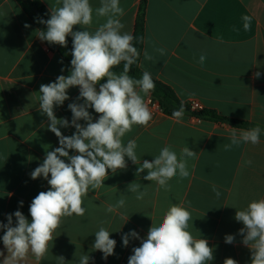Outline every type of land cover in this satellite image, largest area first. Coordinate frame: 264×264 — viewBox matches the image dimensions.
I'll return each instance as SVG.
<instances>
[{
	"label": "crops",
	"instance_id": "1",
	"mask_svg": "<svg viewBox=\"0 0 264 264\" xmlns=\"http://www.w3.org/2000/svg\"><path fill=\"white\" fill-rule=\"evenodd\" d=\"M40 1L49 10L57 6V0ZM100 2L90 0L93 9ZM143 3L146 21L141 69L170 86L182 102L197 101L205 109L249 126L235 127L189 115L177 122L161 110L155 112L147 127L134 125L122 138L123 143L137 141L141 163L154 160L165 146H171L178 157L188 146L197 153L188 159L190 175L184 179L175 176L167 189L159 188L155 181L143 179L147 170L136 175L139 166L126 157V169L116 173L108 170L104 186L89 189L82 205L84 216L62 218L45 257L37 261L29 253L22 264H58L59 256L66 264H79L82 254L90 256L89 264H128L140 240L130 238L125 247L122 236L135 230L141 238L146 237L153 221L159 223L173 204L188 208L192 216L188 230L213 248L214 259L209 264H224L226 258L251 264V251L239 235L243 224L235 220V213L250 201L264 198V0H120L125 13L120 18L123 32L134 35ZM245 15L251 18L248 31L243 27ZM103 22L104 18L94 14L88 30L94 31ZM26 23L29 28L24 27ZM82 27L74 26V31ZM38 34L20 1L0 0V222L5 224L7 215L17 210L31 220L32 200L50 186L43 177L33 180L30 174L43 162L46 151L59 146L58 138L47 128V117L39 111V89L61 74L68 75L71 65L59 52H51ZM158 48L165 49V54L157 52ZM145 50L152 60L145 59ZM201 54L206 56L203 65L199 63ZM257 71L259 78L254 77ZM68 95L70 99L54 113L70 122L68 104L79 95V88H70ZM149 98L150 93L144 97L146 103ZM89 111L98 118L93 109ZM256 126L261 128L258 144L241 143L225 151L233 128L239 134ZM60 130L65 136L75 132L73 127ZM133 182L146 191L142 200L128 192ZM213 186L220 192L219 198ZM122 197L125 205L107 212L108 206ZM100 227L117 242L114 255L106 260L101 251L92 249ZM3 234L0 229V238ZM226 235H234L232 244L225 243ZM0 251L7 255L2 239ZM2 260L0 257V264Z\"/></svg>",
	"mask_w": 264,
	"mask_h": 264
},
{
	"label": "clouds",
	"instance_id": "2",
	"mask_svg": "<svg viewBox=\"0 0 264 264\" xmlns=\"http://www.w3.org/2000/svg\"><path fill=\"white\" fill-rule=\"evenodd\" d=\"M49 11L47 20L37 18L38 23L46 25V30L38 29L39 39L66 48V38H72L69 74H61L54 82L41 84L39 89V111L47 117V128L58 138L59 146L46 151L43 162L30 174L33 180L43 177L50 186L32 200L29 207L31 220L17 210L7 215L6 224L0 222V229L4 230L0 239L7 250L6 256L4 251H0L2 264H22L29 253L37 261L42 260L62 218L73 214L84 216V197L89 194V189L104 186L108 170L112 173L124 170L127 160H130L139 166L136 175L147 170L144 180L155 181L159 188L167 189L173 177L184 179L190 175L188 159L197 155L185 146L178 157L171 146H165L154 160L141 163L136 153L137 141L130 139L126 145L122 141L134 125L147 127L152 120V112L144 97L154 90L155 82L148 71H144L139 79L129 75L130 67L137 62L140 53L133 44L135 37L122 31L124 24L120 18L125 13L120 0H101L95 9L90 0H57V6L50 7ZM94 14L98 19L104 18V22L94 31H89ZM242 19L244 30L248 31L251 18L245 15ZM77 25L83 26V30L74 31ZM24 27L29 28L30 25L26 23ZM156 51L164 55L166 50L158 48ZM144 57L153 59L147 50ZM205 59L206 56L201 54L199 63L203 65ZM122 62L123 71H112ZM64 71L62 68L61 72ZM260 75L259 71L254 73L255 78ZM105 78L106 82H101ZM73 87L79 88V95L68 104L71 121L58 119L54 109L70 99L68 90ZM89 109L99 114L98 118H94ZM183 115V105L172 113L177 122ZM68 127H73L75 132L65 136L60 129ZM260 135L259 126L240 130L239 134L233 128L231 143L225 144L224 149L229 151L241 143L258 144ZM70 151L73 154L70 155ZM246 163L251 164V160ZM140 188V184L133 182L127 190L135 193L137 200H142L147 193ZM212 190L219 198L218 189L213 186ZM19 203L23 205V201ZM124 205L122 197L115 205H109L107 212H114ZM191 220L188 208L173 204L159 223L152 220L146 237L141 238L135 230L124 234L122 242L125 247L129 245L130 238L140 240V246L132 249L128 264H209L214 259L213 248L206 239H197L191 234L188 230ZM235 220L243 224L239 235L243 237V245L251 251V264H264V198L250 201L243 209H236ZM234 240V235L225 236V243L232 244ZM116 243L110 238V232L100 227L95 233L92 249L101 251L106 260L114 255ZM57 260L58 264H66L63 256ZM89 261L88 254L79 256V264H89ZM224 264L238 262L226 258Z\"/></svg>",
	"mask_w": 264,
	"mask_h": 264
},
{
	"label": "trees",
	"instance_id": "3",
	"mask_svg": "<svg viewBox=\"0 0 264 264\" xmlns=\"http://www.w3.org/2000/svg\"><path fill=\"white\" fill-rule=\"evenodd\" d=\"M24 7L25 11L28 15L32 18L36 26L39 30H46V25L40 24L37 22V18H42L47 20L50 17L49 9L40 1V0H18ZM145 17H146V5L143 3L140 6L139 14L136 21L135 31H134V46L138 49L140 56L135 64L130 67L129 75L133 78L139 79L144 72L141 69V59L142 53L144 50V43H145ZM142 38V39H141ZM67 47H61L59 45H51L48 42L44 41L47 46L49 47L51 52H59L65 60L71 61L72 56L70 55L72 49V38L68 36L67 38ZM66 53H68L66 55ZM112 71L116 73H120L123 71V62L115 66ZM155 82V88L153 91L150 92V97L153 98L160 105V109L166 115L172 116L174 110H178L181 105L184 107V115H189L195 117L197 119L213 121L216 123H227L235 127H248L249 125L238 120L229 119L226 117L221 116L216 111L211 109H200L194 110L191 107L190 102H182L178 96L176 95L175 91L168 86L167 84L158 81L152 78ZM101 82H106L101 81ZM173 117V116H172Z\"/></svg>",
	"mask_w": 264,
	"mask_h": 264
},
{
	"label": "built area",
	"instance_id": "4",
	"mask_svg": "<svg viewBox=\"0 0 264 264\" xmlns=\"http://www.w3.org/2000/svg\"><path fill=\"white\" fill-rule=\"evenodd\" d=\"M147 105H148L150 111L152 112V115L155 112L161 110L160 105L156 101H154L153 98H151V97L148 99ZM191 107L194 110L203 109L202 105L197 101L191 102Z\"/></svg>",
	"mask_w": 264,
	"mask_h": 264
}]
</instances>
